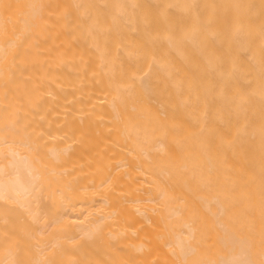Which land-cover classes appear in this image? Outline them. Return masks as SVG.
Masks as SVG:
<instances>
[{"label":"bare ground","instance_id":"bare-ground-1","mask_svg":"<svg viewBox=\"0 0 264 264\" xmlns=\"http://www.w3.org/2000/svg\"><path fill=\"white\" fill-rule=\"evenodd\" d=\"M0 264H264V0H0Z\"/></svg>","mask_w":264,"mask_h":264},{"label":"rangeland","instance_id":"rangeland-1","mask_svg":"<svg viewBox=\"0 0 264 264\" xmlns=\"http://www.w3.org/2000/svg\"><path fill=\"white\" fill-rule=\"evenodd\" d=\"M185 34H189L188 32H186Z\"/></svg>","mask_w":264,"mask_h":264}]
</instances>
